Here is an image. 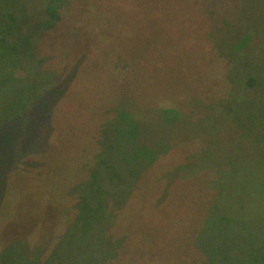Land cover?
<instances>
[{"label": "rangeland", "instance_id": "1", "mask_svg": "<svg viewBox=\"0 0 264 264\" xmlns=\"http://www.w3.org/2000/svg\"><path fill=\"white\" fill-rule=\"evenodd\" d=\"M61 1L0 62V264L43 227L41 264H264L219 205L264 199V0Z\"/></svg>", "mask_w": 264, "mask_h": 264}, {"label": "trees", "instance_id": "2", "mask_svg": "<svg viewBox=\"0 0 264 264\" xmlns=\"http://www.w3.org/2000/svg\"><path fill=\"white\" fill-rule=\"evenodd\" d=\"M61 2V0H59L58 2L56 0H38L35 3L37 5L38 3H41L43 6L42 9L45 11H50L53 9L54 12H56V10H58L61 6L59 5ZM37 5L33 8H31V5L28 4L14 6L11 0H0V10H2L0 12V16L2 15L1 17L3 18L4 14L8 13L10 17V19H8V17L3 18L2 22L0 23V62H23V59H18L15 61V58L12 56V51L19 47L20 42L19 38L15 36V32H20L21 29L17 28L15 25L18 23L24 24L28 15L30 14H40V9ZM2 6L4 7V10ZM50 15L53 17L54 13L51 12ZM14 45H16L17 47H14ZM25 51L27 54L26 57H32L28 47ZM3 114L4 112L0 110V121L5 120ZM5 157V153L2 154V152L0 151V158L5 159ZM137 158L140 159L141 157L137 156ZM232 159L234 158H229L228 162L225 163L227 164V168H222L221 170L223 171L225 177L232 179L240 188L241 182H239V179H242V177H240L238 173H240L241 166L237 160L234 162ZM230 161H232V164L230 163ZM224 190V194L222 193L221 199L219 200V205L226 206V213L231 217V220L235 219L236 223L246 225L249 220H253L254 218L256 220L264 221V199L260 198L259 191H253L252 189L249 190L248 188H241V193L238 194V190H235V187H230L227 184L224 185ZM69 205L71 206V211H73V209L76 207L74 202L70 203ZM248 207H254L253 211H248ZM55 223H57V221ZM47 232L48 230L43 227L42 232L40 234L41 241L34 247V251L26 255L24 251H22V249L25 248L27 250H31L28 248L27 243H25L26 236L31 233L29 229H27V232H24L22 234L20 233L12 237L11 239L16 241V243L11 246H17V249H15V247H13L14 249H6L4 253H2V261L5 264H7V261L11 264L43 263L44 257L41 254L43 252L42 250H44L45 237ZM5 248H7V245H5ZM70 255L71 254H69V257L71 259L72 257ZM73 262L76 263L75 259L73 260Z\"/></svg>", "mask_w": 264, "mask_h": 264}]
</instances>
